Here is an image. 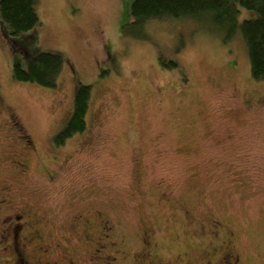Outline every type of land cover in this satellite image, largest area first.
Masks as SVG:
<instances>
[{"label": "rangeland", "instance_id": "1", "mask_svg": "<svg viewBox=\"0 0 264 264\" xmlns=\"http://www.w3.org/2000/svg\"><path fill=\"white\" fill-rule=\"evenodd\" d=\"M130 2L0 20V233L20 223L29 264H264V79L239 28L256 12L138 23ZM41 51L62 56L56 86L14 79ZM80 84L87 127L57 145Z\"/></svg>", "mask_w": 264, "mask_h": 264}, {"label": "trees", "instance_id": "2", "mask_svg": "<svg viewBox=\"0 0 264 264\" xmlns=\"http://www.w3.org/2000/svg\"><path fill=\"white\" fill-rule=\"evenodd\" d=\"M37 1L0 0V20L9 33L15 35L28 31L39 23ZM238 6L256 12L254 18L241 21L239 28L247 46L251 75L254 79L261 80L264 79V0H131L129 12L138 23L154 18L199 16L204 12H211L217 23L233 26ZM62 63L60 54L41 51L28 59L25 68L19 63L13 64V78L54 87ZM90 89L89 85L83 84L77 87L71 113L55 136L57 145L86 129ZM7 255L11 256L9 249Z\"/></svg>", "mask_w": 264, "mask_h": 264}, {"label": "flooded vegetation", "instance_id": "3", "mask_svg": "<svg viewBox=\"0 0 264 264\" xmlns=\"http://www.w3.org/2000/svg\"><path fill=\"white\" fill-rule=\"evenodd\" d=\"M18 218L19 216H17L16 219ZM7 224L8 222L5 224V226ZM5 228H3V231H5V235L0 233V240L3 241L5 238L10 239V242H9L10 255H11L13 262L8 263V264H29L27 255L24 251V244L21 243L20 237H19V231L21 229L20 223L18 221L17 223H14V224L9 223L8 226Z\"/></svg>", "mask_w": 264, "mask_h": 264}]
</instances>
